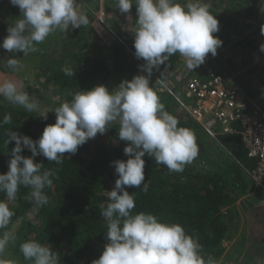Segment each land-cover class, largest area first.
<instances>
[{
	"label": "clouds",
	"instance_id": "9594fccd",
	"mask_svg": "<svg viewBox=\"0 0 264 264\" xmlns=\"http://www.w3.org/2000/svg\"><path fill=\"white\" fill-rule=\"evenodd\" d=\"M10 3L22 13L7 29L8 35L0 45L11 53L23 52L26 56L36 51L35 45L44 42L56 29L66 33L70 26L76 29L90 23L78 0H10ZM133 4L138 15L132 30L135 57L145 61L139 67L146 75L122 81L111 91L104 85L79 90L70 101L55 108V123L47 125L36 141L12 131L7 134L6 145L15 141V147L9 170L0 174V193L6 196L0 199V257L10 242L16 240L15 234L5 229L15 214L10 205L20 187L31 188L36 207L48 203L43 190L53 184L55 170L45 169L34 158L43 155L49 162L61 164L65 153L75 154L79 146L98 133L104 134L108 126L118 121L119 139L129 142L123 149L128 159L112 162L118 179L108 192L110 202L106 207L100 205L107 223L108 243L92 264H216L211 256L205 258L199 240L180 223L164 222L150 212L134 214L135 196L126 186L145 185V154L174 172H182L184 165L196 157L199 149L195 132L178 126L179 119L165 110L157 91L150 86V78L154 69L158 70L177 53L190 70L203 64L208 54L216 56L223 43L213 35L219 32V21L206 0H116L122 14L129 13ZM259 50L264 53V43ZM6 67L15 71L23 65L13 55L6 60ZM64 72L75 75L71 68H65ZM161 76L159 80L163 82L166 75ZM0 97L29 113L39 109L38 101L12 79L0 81ZM47 113L41 111L38 116L46 119ZM10 123L11 116L6 114L0 127ZM24 148L30 150V157L21 155ZM19 250L31 264H60L59 254L37 240H25ZM0 264L6 262L0 259ZM257 264H264V260H258Z\"/></svg>",
	"mask_w": 264,
	"mask_h": 264
},
{
	"label": "trees",
	"instance_id": "16d2710c",
	"mask_svg": "<svg viewBox=\"0 0 264 264\" xmlns=\"http://www.w3.org/2000/svg\"><path fill=\"white\" fill-rule=\"evenodd\" d=\"M259 1L238 0V7L232 12L237 13L238 8H243L250 18L255 19L260 13ZM235 2L236 0H229L228 3ZM109 4L111 0H105L107 9ZM12 10L18 17L21 16V10L17 6L12 5ZM130 10L138 18L134 4ZM211 11L218 19L219 26L227 30L224 46L230 45L246 32L247 28L242 27L235 19ZM87 31L94 33L90 26L77 28L73 32L75 38L59 50L54 60L55 71L47 79V83L61 93L65 102L70 101L79 90H91L109 78L110 70L106 59L100 54L102 48L98 49L100 46L96 45L100 53L94 55L95 46ZM133 37L134 34H131L125 38L130 42L131 50L135 54ZM259 42L261 45V40ZM237 46L242 60L241 66L233 60H227L223 70L229 75L238 72L239 68L244 70L245 76L239 89L246 102L253 108V101L262 95L261 85L264 83L260 85L257 80L261 75L251 77L258 71L257 68L247 67L253 61L251 54L259 50L260 46L257 47L255 41L238 42ZM112 47L116 62H120L123 59L122 46L114 42ZM138 60L139 62L133 64H125L126 68L128 67L126 74L131 80L136 75H146L139 67L145 61ZM179 60L180 54L177 53L160 65L158 70L154 69L150 86L156 79L162 78L161 73L174 67ZM125 62L126 60H123V64ZM65 68H71L75 75H66ZM118 70L122 72L120 67ZM179 86H176L174 92L180 91ZM160 98L165 110L179 119L178 126L190 128L195 132L199 150L193 159H196L197 163L195 160L191 161L184 165L182 172H174L169 171L165 165L157 164L154 158L145 154V185L126 186V190L135 196L136 207L132 211L134 214L150 212L164 222L180 223L188 234L199 240L205 258L211 256L217 264L224 252L223 242L228 238L231 229L228 211L239 199L257 191L245 172V169L254 168V164L248 161L240 136H220L218 140L221 145H218L180 108L173 96L164 93ZM6 114H10L11 123L0 127V174L9 170L11 152L15 147V141H10L7 145L5 143L10 131L36 141L47 125L55 123L49 118L38 116L36 112L29 113L23 107L11 105L0 97V121ZM118 127L119 123L110 126L104 134L98 133L95 138L79 146L75 154L65 153L61 164L49 162L43 155L34 158V162L43 164L45 169L55 170V176L53 184L43 190L48 196L47 204L36 207L31 188L23 186L20 187L16 199L11 202L10 206L15 214L5 230L8 231L12 223L19 219H22V223L15 233L16 240L8 245L7 251L18 259V264H31L23 259L19 250L20 243L25 240H37L47 244L59 254L60 264H92L101 256L99 250L104 248L108 240L107 223L101 214L100 205L106 207L110 202L108 192L113 190L118 179L112 162L128 159L123 149L129 142L119 139ZM210 143L216 144L221 151L214 160L208 159L207 156L212 150ZM21 155L30 157L32 153L24 148ZM201 161L210 166L213 161V169H199ZM0 199H6L5 194L0 193Z\"/></svg>",
	"mask_w": 264,
	"mask_h": 264
},
{
	"label": "rangeland",
	"instance_id": "374dc122",
	"mask_svg": "<svg viewBox=\"0 0 264 264\" xmlns=\"http://www.w3.org/2000/svg\"><path fill=\"white\" fill-rule=\"evenodd\" d=\"M78 2L79 7L87 13L90 21L89 25L81 26V29L90 26L94 31V33H89L87 31V34L89 33L88 37L93 41L95 46L94 55L99 52L98 49L102 48V53H99L102 57H105V62L110 70L108 80L100 85L106 86L109 91H111L118 87L122 81L131 80L126 74V72H128V67L126 68L125 64L139 62L131 50L130 42L125 38L134 34L132 30L134 29L135 21L138 20V18L132 14L131 10L127 14H122L119 11V8L116 7V0H111L108 9L104 5L105 0H78ZM206 2L212 5L211 10L218 15L230 16L232 19L238 21L242 27L247 28L246 32L236 38L230 45L224 46L223 43L225 42V39H227V35H225L227 30L219 26V32L213 34L218 36L223 42L222 46L217 49V55L212 56L211 54H208L204 63L193 70L186 67L184 58L180 56L178 63L164 72L166 78L163 82L159 79L154 81L152 86L158 92L159 96L168 93L173 96L175 100L178 99L184 102L182 96L189 80L194 76H201L210 71L218 72L226 80L233 82V85L239 88L242 78L245 76L244 70L239 68L240 70L238 72L229 75L223 70L224 66H226V61L233 60L238 63V66H241L242 60L239 55V48L237 46L238 42L246 43L248 41H255L257 47L260 46V40L264 43V35H261V27L264 26V0L259 1L260 13L255 19L250 18L243 8H238L237 13L232 12L234 8L238 7V0L233 4H229V0H206ZM17 18L18 16L12 10L10 0H0V45H2L4 38L8 35L7 29L12 26V23H14ZM76 29H72L70 26L66 33L60 29H56L44 42L35 45L36 51H30L26 56H24L23 52L11 53L0 47V81H3L4 79H12L16 81L23 90L27 91L30 96L38 101L39 109L34 112L39 115L41 111H48L47 118L53 121H56L55 108L65 102V100L55 87L47 83V79L55 71L56 61L54 62V60L57 58L59 50L70 42L71 39L75 38L73 32L76 31ZM114 42L121 45L123 49V59H117L121 60L120 62H116L115 51L112 47V43ZM96 45L100 47L97 49ZM13 55H15L16 58L21 59L23 65L22 68L15 71L6 67V60L13 57ZM251 58L253 61L248 65L247 69L253 67L257 68L258 71L252 74L251 77L256 78L255 76L261 75V78L257 79L261 85L264 83V53L260 50L254 51V53L251 54ZM123 60H126L124 64ZM119 67L122 72L118 70ZM121 73L123 75L122 77ZM178 84L180 85V91L177 93L174 92V89ZM261 87L263 88L262 95L260 94V96L253 101V106L255 111L264 112V85H261ZM177 104L179 103L177 102ZM115 124H118V121L113 125ZM109 127L110 126H108L107 129H109ZM210 148L212 150L210 149L211 151L207 156H209L208 159L214 160L220 149L216 144L212 143H210ZM213 153H215V155ZM194 160L197 163L196 159H193L192 162ZM190 165L195 166L196 164ZM213 165V161L211 162V166L207 164V162L201 161L200 165L196 166H198L199 169H201V167H205V169H213ZM21 223L22 219L15 221L12 223L8 231L15 234L20 228ZM7 250H9L8 247L6 248L3 257H0V259H3L6 264H8L9 261L18 262V259L11 256ZM103 250L104 248L99 250L101 255Z\"/></svg>",
	"mask_w": 264,
	"mask_h": 264
},
{
	"label": "built area",
	"instance_id": "2783aa9c",
	"mask_svg": "<svg viewBox=\"0 0 264 264\" xmlns=\"http://www.w3.org/2000/svg\"><path fill=\"white\" fill-rule=\"evenodd\" d=\"M181 108L219 145L220 136H240L243 150L254 168L245 172L255 190L264 195V113L255 111L233 82L216 71L192 77Z\"/></svg>",
	"mask_w": 264,
	"mask_h": 264
},
{
	"label": "crops",
	"instance_id": "0c3cea01",
	"mask_svg": "<svg viewBox=\"0 0 264 264\" xmlns=\"http://www.w3.org/2000/svg\"><path fill=\"white\" fill-rule=\"evenodd\" d=\"M230 232L217 264H257L264 260V195L253 191L228 211Z\"/></svg>",
	"mask_w": 264,
	"mask_h": 264
}]
</instances>
